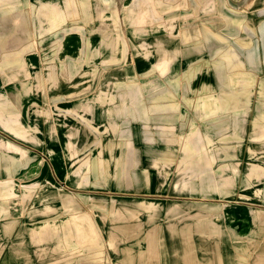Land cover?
Masks as SVG:
<instances>
[{"label":"crops","instance_id":"1","mask_svg":"<svg viewBox=\"0 0 264 264\" xmlns=\"http://www.w3.org/2000/svg\"><path fill=\"white\" fill-rule=\"evenodd\" d=\"M106 1L108 9L103 10ZM63 2L49 0L40 3L45 15L34 37L35 40H44L43 50L52 51L51 56L46 57V64L61 66L62 74L57 79L68 84V90L48 92L47 105L39 108H43L46 113L44 126L39 127L45 131L43 139L35 136L29 138L32 149L36 151L28 154L30 162L41 157L46 165L51 164V168H42L41 179H36L34 183H18L16 179L20 177L23 163L19 153L21 151L7 155L10 161L8 164L5 159L2 160V157H6L5 153L0 155V264H104L101 252H98L101 238L105 235L109 242L119 241L117 219L115 224L111 220L109 228H106V224L100 221L102 217L96 219L97 211L102 207L94 202L86 204L81 201L87 179L103 176L111 179L115 175L112 157L102 148L105 143L101 142L100 137L94 142V137L101 135L100 129H108L110 135L113 130L130 129L133 132L130 137L121 133L120 137L116 136L117 141H108L113 146L125 147L116 149L117 160L123 158L125 162L133 146L151 144L134 137V131L144 129L145 126H156L159 130L169 127L179 130L188 128L190 133L201 127L202 133L198 136L201 141L198 144L207 145L213 143L214 127L225 133V142L234 132L236 136L243 135L241 127L251 119L246 116V110L241 109L240 101L237 107L220 103L215 106L212 96H200L201 103L205 102L202 108L197 96L195 100L190 98L187 101L189 106L182 107L180 102L183 92L180 90L117 88L119 83L132 85L137 71L142 74L147 67L156 65L152 61L151 51L159 43H156L157 39L151 38V34H160L165 28L161 26V19L166 23L167 18L181 17L182 10L187 9L189 12L191 4L194 9L190 12L196 13L195 9L198 8L203 10L200 0H100L99 10L95 9L92 13L86 11V6L82 7L81 0H77L71 5L75 7V15L62 18L56 14V8ZM205 7L207 9L204 14L207 15L214 5L206 4ZM59 30L72 35L63 41H49L47 37ZM163 34L166 32L163 31ZM57 50L58 54L53 53ZM157 79L163 80L161 76H157ZM181 80L177 78V81ZM49 103L53 105L52 108L48 107ZM30 106V115L38 113L34 104ZM19 110L22 113V106H19ZM55 113L58 116L61 113V118H54ZM39 117L42 123L41 114ZM33 118L30 117V124H33ZM252 120L255 125L261 124L256 122V118ZM88 123H92L90 129L93 133L92 137L89 136V140L93 139L91 141L81 136L83 129L86 130L83 125ZM208 127L213 130L209 131ZM192 137L184 145H196L194 141L198 137ZM124 139L125 142H122ZM83 143L99 145L98 155L94 153L93 157L89 155L82 161L79 160V154L68 155L69 146ZM177 144L183 145L181 136ZM147 155L149 162L155 161V152L148 149ZM258 177L254 175V183ZM243 181L239 186L232 187L238 193L235 201H211L207 205V216L192 217L189 214L181 218L175 216L174 212L167 213L164 210L157 219H142L144 222L141 224L130 221L127 227H132L134 232L139 227L138 231L158 221L157 234L154 236L148 230L140 238H126L127 241H133L132 249L127 245L126 256L120 261L116 245L111 243L109 253L114 254L113 264H264L263 221L250 218L252 208L249 207L259 206L257 202L264 204V194L258 193L254 186L255 201L252 202V198L246 195V182L242 185ZM108 192L112 193L113 190L105 193ZM172 204L180 206L181 203ZM162 205L165 206V203ZM144 206L146 210L149 209V204ZM235 206V210L241 212L233 219L230 210ZM87 207L93 211L91 216L94 218L87 215ZM214 210L221 211L216 214L219 216L220 227H215ZM241 213L245 216L242 217ZM166 220L172 222L166 224ZM231 225L237 226L234 234L230 232ZM102 230L105 231L104 235Z\"/></svg>","mask_w":264,"mask_h":264},{"label":"rangeland","instance_id":"2","mask_svg":"<svg viewBox=\"0 0 264 264\" xmlns=\"http://www.w3.org/2000/svg\"><path fill=\"white\" fill-rule=\"evenodd\" d=\"M48 1L0 0V155L5 153L6 157H2V160L5 159L8 164L10 161L7 155L21 151L19 153L23 163L20 177L16 180L23 184L34 183L36 179H41L42 168H51V164L46 165L41 157L30 162L28 154L36 151L32 149L29 138L35 136L43 139L42 134L45 131L39 127L44 126L46 113L44 114L43 108L49 101L48 92L68 90L67 82L62 83L57 79L62 74V67L46 64V57L51 56L52 51L42 49L43 39H34L37 28L41 26L42 16L45 15L40 3ZM81 1L82 7L86 6V11L92 13L95 9L99 10L100 0ZM200 1L203 10L198 8L195 9L196 13L190 12L194 9L191 4L190 11L182 10L181 17L167 18L166 23L161 19V26H164L165 30L162 29L160 34H151V38L157 39L156 43H159L157 48L151 51L152 61L156 62V65L147 67L142 74L137 71L132 85L119 83L117 88L180 90L183 92L180 102L182 107L189 106L187 101L190 98L195 100L197 96L202 108L205 107V102L201 103L200 96H212L215 106L220 103L219 105L229 104L237 107L240 101L241 109H245L246 116L251 119L241 127L243 135L236 136L234 132L225 142V133L213 126V134L210 132L213 143L207 145L198 144L201 141L198 137L202 133L201 127L190 133L188 128L179 130L169 127L159 130L156 126H145L144 129L135 130L134 137L140 138L143 143L151 144L133 146L135 150H132L131 154L128 153V161L125 162L123 158L117 160L116 152V149L125 147L113 146L109 142L117 141L116 136L120 137L121 133L130 137L133 132L130 129L113 130L110 135L111 131L108 129H100L101 135H96L94 142L100 137L101 142L105 143L102 148L112 157V164L116 168V171H113L115 175L111 179L105 176L87 179L81 201L86 204L94 202L102 207L97 211L96 219L98 216L102 217L100 221L106 224V228H109L111 220L115 224L117 219L118 242L107 241L105 231L102 230L104 236L101 238V248L98 252H101V261L104 264L115 263L114 254L109 253L111 243L116 245L115 250H118L120 261L126 256L127 245L132 249V238H140L148 230L154 233V236L157 234L159 226L156 220L154 225L138 231L141 228L139 227L137 232H134L132 227H127L130 221L141 224L144 222L142 219H157L164 210L167 213L174 212L177 214L175 216L181 218L188 217L189 214L192 217L207 216V205L212 203L211 201L232 202L237 199V190L232 187L239 186L241 180H245L246 195L252 198V202L255 201V190L264 194V0ZM74 2L77 0H64L63 4L56 8V14H60L62 18L65 15H75V7L71 6ZM105 3L103 10L108 9V2ZM206 4L214 5L207 15L204 14ZM48 10L47 8V13ZM163 31L166 34H163ZM64 32L59 30L47 38L49 41H63L72 35ZM76 36L78 37V34ZM58 52L57 50L53 53ZM157 76H161L163 80L157 79ZM179 77L182 78L181 81H177ZM31 103L38 108V113L30 115ZM19 106H22V113ZM41 107L43 108L40 110ZM48 107L52 108L53 105L49 103ZM39 114L43 118L42 123ZM31 116L34 117L33 124H30ZM61 116V113L59 116L58 113L54 114V118ZM252 118H256V122L261 124L255 125ZM30 125H33L32 128ZM91 125L92 123L83 125L86 130L83 129L81 136L87 141L93 140H89L93 133ZM98 130L99 128L96 131ZM208 130L213 129L208 127ZM193 135L198 137V140L194 141L196 145H184L187 139L194 138H191ZM180 136L183 145L177 144ZM121 141L125 142V139ZM68 149V155L79 154V160L82 161L89 155L93 157L94 153L97 156L100 147L97 144L92 146L83 143L69 146ZM148 149L155 152V161H148ZM72 162L81 164L78 161ZM254 175L259 176L256 183L253 180ZM245 182L243 181L242 185ZM111 190L114 193H105ZM230 191L232 192L229 193ZM172 203L181 204L176 206ZM258 203L260 202L256 203L259 206L249 205L252 208L250 218L261 219L264 229V204ZM144 204H149L148 210ZM110 207L111 209H108ZM235 209L236 206L230 210L233 219L241 212L238 213ZM91 212L93 211L87 207V215L91 216ZM219 212L221 211L214 210L215 227L221 226V223H218L219 216L216 215ZM241 215L245 216L243 213ZM132 218L134 220H131ZM166 222L170 224L172 221ZM236 227L230 226L232 234L237 232ZM126 238L131 240L127 241Z\"/></svg>","mask_w":264,"mask_h":264}]
</instances>
